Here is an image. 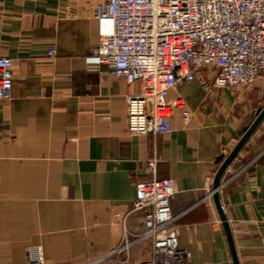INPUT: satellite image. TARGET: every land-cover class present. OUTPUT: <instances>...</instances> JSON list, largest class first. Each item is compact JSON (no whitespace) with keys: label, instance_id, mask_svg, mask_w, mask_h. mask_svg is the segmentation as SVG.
I'll return each instance as SVG.
<instances>
[{"label":"crops","instance_id":"1","mask_svg":"<svg viewBox=\"0 0 264 264\" xmlns=\"http://www.w3.org/2000/svg\"><path fill=\"white\" fill-rule=\"evenodd\" d=\"M95 2L0 0V56L11 58L13 77L11 97L0 101V264L148 259L149 240L134 241L142 214L127 211L136 182L154 177L174 181L184 264H233L213 178L264 105V75L250 86L205 89L213 73L202 69L167 95L184 102L187 118L175 110L168 132L131 134L126 98L140 84L85 64L97 43ZM218 195L238 263L264 264V118Z\"/></svg>","mask_w":264,"mask_h":264},{"label":"built area","instance_id":"2","mask_svg":"<svg viewBox=\"0 0 264 264\" xmlns=\"http://www.w3.org/2000/svg\"><path fill=\"white\" fill-rule=\"evenodd\" d=\"M94 17L97 43L85 64L106 65L117 78L140 84L126 98L131 134L168 132L175 110L187 118L184 102L170 104L167 95L202 69L213 73L211 84L202 81L205 89L250 86L264 75V0H96ZM12 79L11 58L0 56V101L11 97ZM262 97L264 103V89ZM174 194L169 177L136 182L127 214H142L134 241L151 244L139 264H184L170 209Z\"/></svg>","mask_w":264,"mask_h":264},{"label":"water","instance_id":"3","mask_svg":"<svg viewBox=\"0 0 264 264\" xmlns=\"http://www.w3.org/2000/svg\"><path fill=\"white\" fill-rule=\"evenodd\" d=\"M263 118H264V105L257 108L252 122L244 130V132L242 133V135L240 136V138L238 139V141L236 142V144L234 145L232 150L221 161L219 167L217 168V170L215 172L214 178H213L212 197H213V201H214L215 207L217 209L219 218L221 220L223 230L225 232V236L227 239V243L229 246V250H230L231 259H232L233 264H239V263H238V259H237L232 235H231V229H230L229 223L227 221V218L224 214L222 205H221L220 200H219L218 189H219L220 184H221V177H222L223 173L225 172V170L227 169V167L229 166L231 161L239 153V151L241 150V148L243 147L245 142L248 140V138L251 136V134L254 132V130L257 128V126L259 125V123L261 122V120Z\"/></svg>","mask_w":264,"mask_h":264}]
</instances>
